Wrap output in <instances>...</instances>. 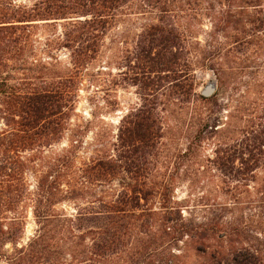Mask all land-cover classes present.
Segmentation results:
<instances>
[{
  "label": "trees",
  "instance_id": "1",
  "mask_svg": "<svg viewBox=\"0 0 264 264\" xmlns=\"http://www.w3.org/2000/svg\"><path fill=\"white\" fill-rule=\"evenodd\" d=\"M132 15L144 20L133 44L128 29L115 39L141 103L97 156L79 161V83ZM262 50L264 0L1 2L0 213L15 216L0 217V264H264ZM197 68L216 76L213 95L197 91ZM19 71L22 86L12 82ZM166 118L177 121L173 130ZM150 150H186L187 162L207 166L153 170ZM28 169L38 228L9 254L6 244L25 232ZM183 178L202 191L197 200L174 197ZM66 201L75 213L57 208Z\"/></svg>",
  "mask_w": 264,
  "mask_h": 264
},
{
  "label": "rangeland",
  "instance_id": "2",
  "mask_svg": "<svg viewBox=\"0 0 264 264\" xmlns=\"http://www.w3.org/2000/svg\"><path fill=\"white\" fill-rule=\"evenodd\" d=\"M1 2H4V0H0V3ZM14 2L16 4L31 5L34 0H14ZM124 18L123 22L108 34L99 59L89 67L88 72L81 78L82 82L79 83L78 86L79 97L76 104L77 109L72 119V127H74L75 124H80L83 128V136L81 137L82 143L80 144L78 153L79 161H87L97 156L99 149L102 148L105 142L113 141L117 137L116 135L119 132V127H121L123 117L132 107H137L141 103L138 87L134 85L130 79H125V75L122 74L123 66L120 64L119 56H121V50L126 46L119 41V38L115 39V36L128 29L130 30V38L128 39L130 42H128V45L133 44L132 39L134 38V34L139 31L144 20L143 17L138 15L124 16ZM203 23V28L206 29L208 23L207 21ZM200 38L204 37L200 34ZM57 53L60 56L62 64H67V50H60ZM195 73L197 91L200 93L208 82L213 80L217 81L216 76L210 70L197 68ZM14 75L16 81L12 82L17 84L21 83V86L22 83H24V77H28L21 71L15 72ZM260 83L261 91H264V50H262V54L260 55ZM261 95L264 96V94ZM162 124L165 125L167 129L172 128L173 130L177 121L172 118H166L162 120ZM5 127L6 126L0 121V131ZM69 135L70 132H68L63 143L58 146L57 149L68 146ZM51 151L52 150H45V154L49 155ZM185 151L186 150H150V152H153V154L151 153L152 157L150 156V160L154 162L147 167L159 171L165 169L172 170L175 168L197 171L198 168L202 169L207 166L206 163L200 165L192 162L194 160L187 162L186 156H183ZM33 153L32 150H25L22 152L24 160L29 164L31 163L28 159ZM203 154L212 157L213 150H204ZM165 155L171 157L169 158V163H163L166 158ZM179 156H181V158H179ZM183 159H185V164H180ZM36 184V173L28 169L25 173V186L29 194L19 205V212H21L26 222L25 232L17 242H8L6 244L4 250L9 254L13 253L17 248L26 245L36 234L38 225L34 216V196H32L36 190ZM201 192L199 188L191 187L188 178H183L176 184L173 195L178 200L188 201V199H192L195 201L200 196ZM57 208L71 214L76 212L77 205L73 201H66L57 205ZM6 216L12 217L15 216V214L9 211L0 213L2 219ZM2 264L7 263L6 261H2Z\"/></svg>",
  "mask_w": 264,
  "mask_h": 264
},
{
  "label": "water",
  "instance_id": "3",
  "mask_svg": "<svg viewBox=\"0 0 264 264\" xmlns=\"http://www.w3.org/2000/svg\"><path fill=\"white\" fill-rule=\"evenodd\" d=\"M217 90V81L213 80L208 82V84L203 88L201 93L205 96L213 95Z\"/></svg>",
  "mask_w": 264,
  "mask_h": 264
}]
</instances>
